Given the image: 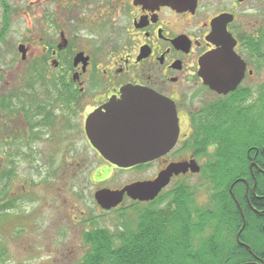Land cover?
I'll use <instances>...</instances> for the list:
<instances>
[{
	"label": "flooded vegetation",
	"instance_id": "af4514ba",
	"mask_svg": "<svg viewBox=\"0 0 264 264\" xmlns=\"http://www.w3.org/2000/svg\"><path fill=\"white\" fill-rule=\"evenodd\" d=\"M129 87L174 102L179 133L166 153L123 168L92 143L87 121ZM261 121L264 0H0V148H21L0 154V213L39 201L41 182L57 181L51 196L63 195L64 216L80 223L86 210L67 193L89 185L99 212L170 211L174 264H207L215 247L213 264H264ZM38 147L51 152L37 159ZM18 160L45 169L21 183ZM174 163L182 170L153 199L125 193L110 209L96 199L101 189L153 181ZM130 171L141 176L116 182L115 173ZM213 180L232 183L212 188Z\"/></svg>",
	"mask_w": 264,
	"mask_h": 264
},
{
	"label": "rangeland",
	"instance_id": "374dc122",
	"mask_svg": "<svg viewBox=\"0 0 264 264\" xmlns=\"http://www.w3.org/2000/svg\"><path fill=\"white\" fill-rule=\"evenodd\" d=\"M38 148L41 150V147ZM13 149L20 150L21 148H12L4 144L0 148V154L4 153L3 155H5L8 150L12 151ZM39 152L41 153L34 154L35 158L44 159L45 155L51 151L45 147ZM58 155L62 154L59 153ZM4 165L9 164L5 163ZM15 166L19 172L20 182H26L27 184H29V175L34 174L36 178H39V175H42L43 169H45L44 166L34 160H31V162L18 160ZM56 166L57 163H54L50 165V168ZM85 170L86 168L83 169V171ZM104 170L106 174L111 171L105 167ZM133 173V171L115 173L114 178L116 182H123L131 177ZM134 174L133 177L137 176L139 178L141 176L138 172ZM49 183L53 184L54 187L63 185L57 181H50ZM51 184L41 182L37 189L39 192L37 194L40 195L39 198L49 199V204L42 203L44 201L41 199H36L39 201L34 200V203L22 199L18 201L15 208L2 211L0 214V264H80L87 246L83 242L82 232L92 225L91 218L95 220L93 226L111 228L114 234L120 231L119 228L123 227L119 213L99 212V209L95 206L94 196L89 185H82L80 195L75 194L76 190L74 189L67 193L68 199L79 196L78 202L81 208L86 210V215L80 223L71 224L70 219L64 216L61 208L66 205L64 197L59 195L60 200H58L54 196L56 194L51 196V190L53 189ZM109 185L115 186L111 182ZM210 186L215 188L213 181ZM46 190H49L50 193H47ZM55 192L57 193V190ZM44 204L48 207L43 208ZM37 216L39 218H36Z\"/></svg>",
	"mask_w": 264,
	"mask_h": 264
},
{
	"label": "water",
	"instance_id": "95a60500",
	"mask_svg": "<svg viewBox=\"0 0 264 264\" xmlns=\"http://www.w3.org/2000/svg\"><path fill=\"white\" fill-rule=\"evenodd\" d=\"M178 5L179 0H161ZM87 132L102 155L119 167L129 168L169 151L179 133L174 102L151 90L129 87L121 101H112L105 112L92 114ZM182 170L170 164L153 181H137L122 189H101L95 196L106 209L119 205L127 193L133 199L150 200L169 182L173 172Z\"/></svg>",
	"mask_w": 264,
	"mask_h": 264
},
{
	"label": "trees",
	"instance_id": "16d2710c",
	"mask_svg": "<svg viewBox=\"0 0 264 264\" xmlns=\"http://www.w3.org/2000/svg\"><path fill=\"white\" fill-rule=\"evenodd\" d=\"M259 130L264 131V128ZM213 182L215 188L225 185L228 189L232 180ZM262 185L264 179L258 181V189H262ZM122 216L125 218L122 217L121 221L123 227L116 234L106 227L92 228L83 233L87 249L80 264H174L176 241L172 235L174 222L170 211H156L149 207L141 211L135 206L130 216L125 213ZM221 252L217 247L213 251L209 249L208 258H205L207 264H213ZM225 256L220 263L225 261Z\"/></svg>",
	"mask_w": 264,
	"mask_h": 264
}]
</instances>
